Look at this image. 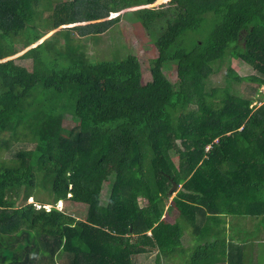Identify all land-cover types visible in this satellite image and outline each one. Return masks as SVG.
<instances>
[{
    "label": "trees",
    "instance_id": "trees-1",
    "mask_svg": "<svg viewBox=\"0 0 264 264\" xmlns=\"http://www.w3.org/2000/svg\"><path fill=\"white\" fill-rule=\"evenodd\" d=\"M159 1L0 0V59L60 25L79 35L72 43L62 27L29 47L31 71L0 61V150L20 134L34 141L10 155L16 163L0 162V264H139L151 252L154 264H246L245 222L235 239L225 217L264 216V95L254 107L228 85L206 88L225 59L255 71L227 67L231 82L264 84V0ZM119 19L156 49L145 83L135 55L85 53L81 41ZM39 187L51 208L35 199ZM59 200L82 204L85 217ZM164 208H175L173 223Z\"/></svg>",
    "mask_w": 264,
    "mask_h": 264
},
{
    "label": "rangeland",
    "instance_id": "rangeland-1",
    "mask_svg": "<svg viewBox=\"0 0 264 264\" xmlns=\"http://www.w3.org/2000/svg\"><path fill=\"white\" fill-rule=\"evenodd\" d=\"M166 0H162L157 2L156 4H153L156 6L157 4L161 2H165ZM152 4L146 5V7L153 6ZM50 12H43L41 16H47ZM114 16H110L106 20L107 21L110 18H113ZM93 22H101V21H93ZM74 24H66V25H60L56 29H61L62 27H66L69 35L72 36V43L79 42V35L72 29ZM54 29V30H56ZM54 30L47 33L44 37L38 39L36 42L30 44L26 48L18 51L17 53H14L13 55H10L8 57H5L3 59H0V61L6 60V59H12L16 64L25 66L27 70H32L33 60L31 57H24L22 53H24L25 50H27L29 47L37 46L39 45L44 38H46L50 33H52ZM137 31L130 26L126 21L123 19H119L117 21H114L109 30H105L102 33H97L91 37L86 38L85 40H82V44L84 45V50L87 56L94 58L96 60H102L105 58H110L112 55V47H115L118 53V58H124L128 54H133L137 57L138 62L140 63L141 68V82L145 83L146 81H149L151 79V68H152V58L156 56V49L154 46L150 45V41L146 36L143 38L139 33H136ZM63 33L62 35H58L57 44H62L63 42ZM227 67H230L233 69L239 77H246L248 75L253 74L255 71L245 62L239 61V60H224L220 66V70L216 74H212L208 78V85L207 90L211 89L213 87H223L224 85L230 86V91L232 93L237 92L240 93L242 96L250 97L252 99L251 105H254V107H257L262 101L260 99L262 98V95H264V84L260 85L258 87V91L254 92L253 87L256 86L255 83L247 81V80H241L240 82H231L229 80V77L225 75V70ZM162 72L164 76L170 81L174 82L177 78L176 68L174 66L168 65V67H162ZM0 139H2V136H0ZM8 148L5 150H0V162L5 164H13L17 162V159L15 157H12L13 153H16L18 150H29L34 146V141L31 139L30 135L27 134H20L17 138H9L8 139ZM35 193V199L41 200L43 203H49L43 205L46 209H49L52 207L51 200L52 197L49 194V192L41 187L36 189L34 191ZM172 195L174 193H171ZM33 200L31 197L26 199L24 203L34 202L36 204V207H39L38 201ZM22 197L16 199V204L19 205L22 202ZM55 208H57L60 211H64L66 214L78 219H83L86 215V208L82 204H77L75 202H72L70 200H62L58 201L55 204H53ZM166 207V205H165ZM177 216L175 208H170V212L167 211V208H164V212L162 215V218L167 220L170 223H173L175 221V217ZM254 219V218H253ZM226 232L229 234H232L233 237L236 239H239L236 234L231 230L232 227L236 228V224H239L236 221H239L241 223V226L243 225V222H246L245 229H250L253 225L252 218H250L249 221L244 220L243 218H237V216H226ZM259 221L264 225V217L259 219ZM247 231V230H246ZM249 233V232H248ZM249 233L248 235H250ZM242 235V233H241ZM240 236V235H239ZM243 236V235H242ZM241 236V237H242ZM247 236V235H246ZM195 238V233L192 230V227L187 228L184 231V235L181 237L182 243H185L187 247L189 245H192ZM228 239V236H227ZM264 239V231L262 234H260V239ZM256 239H249L246 240V249H249L253 247L254 242ZM252 241V243H251ZM259 247L261 248L259 251H261V254L258 258L254 259L251 264H264V243L260 244ZM245 254H247L245 258V263L247 264V259L253 258L249 255H252L250 250H246ZM153 255L154 253L151 252L148 254V257L144 259V257L140 256L137 257L136 260L139 262V264H154L153 262Z\"/></svg>",
    "mask_w": 264,
    "mask_h": 264
},
{
    "label": "crops",
    "instance_id": "crops-1",
    "mask_svg": "<svg viewBox=\"0 0 264 264\" xmlns=\"http://www.w3.org/2000/svg\"><path fill=\"white\" fill-rule=\"evenodd\" d=\"M263 217L264 216H261L259 218H254V219L252 218V221L254 220L253 221V224H254V222L257 223V225L255 226V228H256L255 230L257 231V234L256 235L253 234V236H256V238H252V239H256V240L254 242L253 247H251V249H250V252H251L252 255H249V256L253 257V258H251V263H252V261L254 259H256V258H258L260 256L261 251H259V250L261 248L259 247V245L262 244V243H264V239L259 240L260 239V234H262L263 231H264V225L259 221V219L261 220V218H263ZM246 220L249 221L250 218H247ZM245 224H246V222H245ZM253 228L254 227L252 225V227L250 229L246 228V230H247V232H250L251 230H253ZM248 238H249V235H248ZM249 239L251 240V238H249Z\"/></svg>",
    "mask_w": 264,
    "mask_h": 264
},
{
    "label": "water",
    "instance_id": "water-1",
    "mask_svg": "<svg viewBox=\"0 0 264 264\" xmlns=\"http://www.w3.org/2000/svg\"><path fill=\"white\" fill-rule=\"evenodd\" d=\"M176 187H177L176 183L172 182V186L170 187L169 192L170 193L173 192L176 189Z\"/></svg>",
    "mask_w": 264,
    "mask_h": 264
},
{
    "label": "clouds",
    "instance_id": "clouds-1",
    "mask_svg": "<svg viewBox=\"0 0 264 264\" xmlns=\"http://www.w3.org/2000/svg\"><path fill=\"white\" fill-rule=\"evenodd\" d=\"M206 148H207V147H206ZM176 185H177V184H176ZM171 186H172V185H171ZM169 189H170V188H169ZM176 189H177V187H176ZM174 191H175V190H174ZM174 191H173V192H171V193H174ZM169 193H170V192H169ZM171 193H170V194H171ZM59 201H60V200H59ZM57 202H58V201H57ZM248 234H249V233H248Z\"/></svg>",
    "mask_w": 264,
    "mask_h": 264
}]
</instances>
